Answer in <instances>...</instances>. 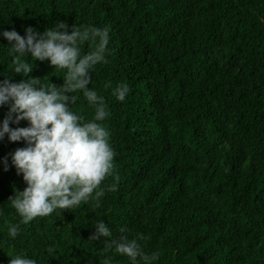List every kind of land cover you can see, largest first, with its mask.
<instances>
[{"label": "trees", "instance_id": "16d2710c", "mask_svg": "<svg viewBox=\"0 0 264 264\" xmlns=\"http://www.w3.org/2000/svg\"><path fill=\"white\" fill-rule=\"evenodd\" d=\"M57 20L109 27L106 61L88 86L109 113L102 123L114 170L98 205L36 217L12 239L7 227L20 218L7 199L25 184L10 154L24 142L0 141V157L8 155L7 171L0 165V264L16 254L36 264H128L89 240L98 220L112 238L141 233L145 253L159 252L157 264H264V0H0V27L21 36ZM12 74L0 47V76ZM28 76L60 86L63 70L33 61ZM121 82L130 91L117 101L112 89ZM73 94L71 110L91 118Z\"/></svg>", "mask_w": 264, "mask_h": 264}, {"label": "clouds", "instance_id": "9594fccd", "mask_svg": "<svg viewBox=\"0 0 264 264\" xmlns=\"http://www.w3.org/2000/svg\"><path fill=\"white\" fill-rule=\"evenodd\" d=\"M0 38L8 46L12 65L11 76H0V106L7 108L0 119V141L24 142L10 154L11 165L21 175L25 187L13 191L7 202L14 209L19 222L7 227V235L15 239L20 224H27L36 217H47L55 210L73 208L83 202L99 204L104 195L102 182L113 174L115 150L109 143V133L102 123L109 115L103 96L89 87L91 70L106 61L109 27H70L57 20L43 32L31 26L23 29V35L14 29L0 27ZM85 42L91 50L82 51ZM31 58V63L27 58ZM33 61H47L49 67L63 70L62 84L54 86L41 83V78L29 77ZM13 75L22 76L13 81ZM79 91L93 109L91 118L71 110ZM129 86L119 83L112 89L117 101H124ZM26 121L24 127L15 126ZM8 155L0 157V165L7 171ZM115 190V184L108 185ZM61 212L58 213L60 216ZM89 240L102 241L105 248L127 258L128 264H157L159 252L145 253L141 243L146 239L141 233L133 238L121 235L112 238L107 224L98 220ZM126 232L125 228L120 229ZM54 253V248L47 249ZM7 264H36L25 255L16 254ZM103 264H112L105 257Z\"/></svg>", "mask_w": 264, "mask_h": 264}]
</instances>
